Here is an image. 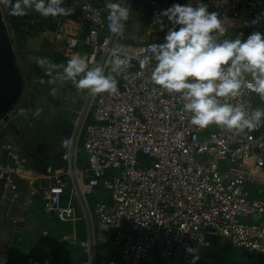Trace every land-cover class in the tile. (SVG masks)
Wrapping results in <instances>:
<instances>
[{
	"label": "built area",
	"instance_id": "built-area-1",
	"mask_svg": "<svg viewBox=\"0 0 264 264\" xmlns=\"http://www.w3.org/2000/svg\"><path fill=\"white\" fill-rule=\"evenodd\" d=\"M140 1L150 10L157 41L164 43L172 26L159 13L168 8L167 0ZM206 1L227 29L223 38L264 34V0ZM116 2L131 6L133 0L103 5L65 0L62 7L74 12L56 18L50 38L61 45L65 59L78 53L90 66L103 65L117 80L118 92L86 93L64 165L42 176L28 177L27 159L4 144L0 187L13 191L16 179L31 181L44 213L60 224L82 222L79 246L86 264H203L197 256L217 239L264 264V119L241 134L192 125L183 97L150 79L155 64L150 46L156 42L127 43L123 30L110 31L106 4ZM188 3L194 0H174ZM69 21L81 29L72 32ZM115 56L126 65L113 72ZM254 95L245 92L229 102L263 109ZM100 190L106 199L90 209L86 197ZM100 241L114 257H98Z\"/></svg>",
	"mask_w": 264,
	"mask_h": 264
},
{
	"label": "clouds",
	"instance_id": "clouds-1",
	"mask_svg": "<svg viewBox=\"0 0 264 264\" xmlns=\"http://www.w3.org/2000/svg\"><path fill=\"white\" fill-rule=\"evenodd\" d=\"M65 0H0L12 16L28 15L29 10L53 19L73 14L74 8L62 7ZM107 21L112 33H119L130 18V6L108 3ZM159 16L167 17L173 25L164 37V43L152 44L151 81L169 94H180L183 110L191 114V124L201 129L216 125L236 134L261 126L264 109H249L245 103H231L247 93L256 94L264 101V34L253 32L246 39L242 34L235 39L223 38L227 29L217 12L197 0L185 5L173 4ZM259 17L252 23H258ZM176 26H179L178 30ZM35 63L48 83L71 82L78 92L90 95L118 92V82L105 73L103 65L90 66L86 58L76 53L66 64H58L46 57H35ZM112 71L126 65V60L115 56ZM44 84L45 80L38 81ZM57 89H51L55 95ZM21 108L19 114L27 115ZM40 115V110L33 112ZM68 141H62L66 145ZM189 251H193L189 249Z\"/></svg>",
	"mask_w": 264,
	"mask_h": 264
},
{
	"label": "rangeland",
	"instance_id": "rangeland-1",
	"mask_svg": "<svg viewBox=\"0 0 264 264\" xmlns=\"http://www.w3.org/2000/svg\"><path fill=\"white\" fill-rule=\"evenodd\" d=\"M196 1L193 3V6L196 5ZM0 9L14 48L15 56L19 63L22 78L21 96L13 109L9 111L10 117L5 122L0 121V132L4 131L5 133H9L15 142L20 143L26 149L30 150L29 155L34 161L31 170L37 172L39 176H42L49 168L62 163L64 153L68 149L71 141L76 112L81 106L87 90L78 92L71 82H65L62 86L59 82L55 84L47 82L50 77L44 75L43 70L35 63L34 58L46 57L58 64H66L67 62L58 60L59 58L56 54L48 55L47 51L49 49L55 48L56 53L59 51L54 46V41L51 40L49 35L32 34L25 38L22 46V57L26 58L27 66H23L20 60L21 55L16 50L13 33L7 22L6 6L0 4ZM128 43L134 44L137 42ZM40 78L45 80L44 84L37 82ZM53 87L57 89L55 95L50 94ZM260 104L264 109V101L260 100ZM21 108L28 110L26 116L19 114ZM37 109L40 110L38 117L33 115V112ZM66 140L68 143L62 145V141ZM79 143L76 152L78 158L81 159L84 154ZM258 188L260 187H255L256 190ZM106 194V191L100 190L99 192L94 191L88 195L86 198L90 209H93L97 202L104 201ZM211 241L214 247L211 250L213 255L221 254V250L228 246L222 239ZM99 245L106 249L108 248L106 243L100 241L98 242V250ZM203 252L204 250H201L200 254H203ZM204 254V259L201 262L204 264L211 263L212 256L210 254L207 256ZM255 262L256 257H251L250 264Z\"/></svg>",
	"mask_w": 264,
	"mask_h": 264
},
{
	"label": "crops",
	"instance_id": "crops-1",
	"mask_svg": "<svg viewBox=\"0 0 264 264\" xmlns=\"http://www.w3.org/2000/svg\"><path fill=\"white\" fill-rule=\"evenodd\" d=\"M91 1L95 4H104V0ZM201 2L207 6L210 5V2L206 0H201ZM130 9V18L122 32L123 40L127 43L155 41L156 44H161L157 41V34L147 6L140 0H133ZM29 12L36 13L32 10ZM209 12H213V10L211 9ZM35 22L42 23L39 19H36ZM67 23L72 32L81 29L74 22L69 21ZM50 31L52 29L44 28L41 34L50 36ZM53 44L59 51L61 50L62 47L59 43L54 41ZM4 133L3 140L0 142V165L6 163L4 144H11L13 149L20 154L21 146H23L15 142L9 133ZM25 157L28 161L26 175L28 177L39 176L37 172L31 170L34 164L31 156L25 154ZM15 184L16 189L13 191L2 190L0 187V264H52L55 238L50 234H42L39 239H35L39 231L41 204L34 194V183L16 179ZM14 239L19 241V247L13 245ZM23 241H28V245L23 244Z\"/></svg>",
	"mask_w": 264,
	"mask_h": 264
},
{
	"label": "trees",
	"instance_id": "trees-1",
	"mask_svg": "<svg viewBox=\"0 0 264 264\" xmlns=\"http://www.w3.org/2000/svg\"><path fill=\"white\" fill-rule=\"evenodd\" d=\"M6 9L7 22L13 33V37L16 43V50L21 55V64L26 67V58L22 57V46L25 38L31 36L32 34L40 35L41 33H43L44 28L53 30L56 24V19H53L51 17L44 18L37 12H28V15L25 16H12L9 14V8L7 6ZM36 19L41 20L42 23L35 22ZM54 49L55 48L49 49L47 51L48 55L56 54L59 58L58 60L67 61V59L63 57L62 49L60 51L56 50L58 53H56ZM253 99L255 103L260 102L259 97L256 94L254 95ZM3 133L4 131L0 132V142H2L3 140ZM20 152L24 157L25 154H30V150L26 149L25 146H21ZM80 162L82 164L84 163V156L80 159ZM62 165H64V161H62V163L58 166ZM40 213L39 231L35 239H39L42 234H50L55 238V244L52 253V264H86V257L82 253V249L79 246V241L84 238L83 223L77 222L73 224H60L53 217L44 213L42 209ZM23 244L28 245V241H23ZM13 245L15 247H19V241L17 239H14ZM212 249H214L213 245H211L209 249H205L203 252V254L206 252L204 254L206 256L209 254L212 256V262L205 264H250L251 257L253 256L243 250L234 249L229 246L223 248L221 250V254L218 255H213V252L211 251ZM99 250V257H107L110 252L109 248L106 249L101 245H99ZM203 254H199L197 256L198 261H203ZM109 255H112L113 257L115 256L114 253ZM261 261L264 262L263 259Z\"/></svg>",
	"mask_w": 264,
	"mask_h": 264
},
{
	"label": "water",
	"instance_id": "water-1",
	"mask_svg": "<svg viewBox=\"0 0 264 264\" xmlns=\"http://www.w3.org/2000/svg\"><path fill=\"white\" fill-rule=\"evenodd\" d=\"M168 8L174 0H167ZM171 24V23H170ZM173 27V25L171 24ZM177 30L179 26H176ZM22 78L17 57L0 9V121L8 119L21 96ZM28 163L26 165V169Z\"/></svg>",
	"mask_w": 264,
	"mask_h": 264
}]
</instances>
